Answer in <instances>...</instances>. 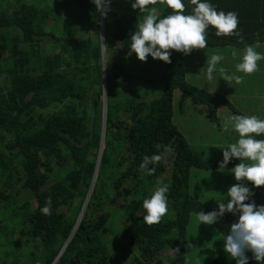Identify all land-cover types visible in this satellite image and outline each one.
Listing matches in <instances>:
<instances>
[{
    "label": "trees",
    "instance_id": "trees-1",
    "mask_svg": "<svg viewBox=\"0 0 264 264\" xmlns=\"http://www.w3.org/2000/svg\"><path fill=\"white\" fill-rule=\"evenodd\" d=\"M183 2L190 13V0ZM210 2L218 11L238 13L244 43L217 37L210 27L205 49L264 42V0ZM131 3L111 0L102 40L92 0H0V236L23 252L10 261L5 252L0 264H52L60 252L55 264H187V228L196 213L216 208L192 197L190 169H225L193 154L173 123L174 93L208 105L215 121L219 107L246 114L188 83L182 53L170 50L168 64L129 56L130 36L143 19ZM154 6L161 16L172 12L160 0ZM101 138L97 176L78 220ZM152 155L161 160L149 165L155 171L148 174L140 164ZM235 165L231 161L227 169ZM155 185L168 186V212L147 225L143 201ZM23 191L31 197L20 198ZM49 197L52 214L45 216L40 209ZM252 200L262 205L259 194ZM237 219L225 214L213 225L224 238Z\"/></svg>",
    "mask_w": 264,
    "mask_h": 264
},
{
    "label": "clouds",
    "instance_id": "clouds-1",
    "mask_svg": "<svg viewBox=\"0 0 264 264\" xmlns=\"http://www.w3.org/2000/svg\"><path fill=\"white\" fill-rule=\"evenodd\" d=\"M157 2L158 0H132L131 3V8L134 11L138 9L143 19L130 36L129 56L134 53L141 62H146L148 57H151L168 64L171 63L170 50L187 56L193 50L205 49L206 34L210 27L215 29L217 37L235 36L239 38L238 43H244L243 35L238 29L239 16L235 11H218L210 0H190L193 7L191 12L186 14L183 0H160V3L172 10L171 14L161 16L158 7L154 6ZM92 3L97 12L106 18L111 10V0H92ZM256 47L245 45L241 62L236 65L237 72L251 74L258 70L257 62L264 59V54L258 52ZM225 52L220 47L218 55L207 58L206 72L209 80L213 78L216 65L223 59L222 54ZM226 80L239 84L242 83L243 77L231 74ZM229 127L238 134V139L222 150V160L218 168L227 169L233 159L239 160V163L229 170L237 183L228 188L226 195H221V200L216 201L213 211H199L196 215L201 224L208 226L218 222L225 214L238 216L223 238V251L235 264H249L247 253L252 254L251 258L257 264H264V205H257L252 200L255 195L252 188L264 186V139L257 138L264 135V119L256 115L232 114L222 130L228 131ZM160 160V155L144 156L140 168L152 174L155 168H149V165H154ZM248 182L251 183V188L247 186ZM168 190L167 185L156 186L150 198L144 199L145 224H158L166 215ZM40 212L45 216L52 214L51 197L45 200ZM188 246L191 247L190 244ZM174 251L178 252L175 249ZM165 254L166 251H162L159 258L164 259Z\"/></svg>",
    "mask_w": 264,
    "mask_h": 264
},
{
    "label": "rangeland",
    "instance_id": "rangeland-1",
    "mask_svg": "<svg viewBox=\"0 0 264 264\" xmlns=\"http://www.w3.org/2000/svg\"><path fill=\"white\" fill-rule=\"evenodd\" d=\"M80 29L85 33H90L89 30ZM253 45L257 46L256 50L258 52L264 54V42ZM222 50L226 52L222 54L223 59L216 65L211 80L207 78L206 62L207 58H210L212 55H218L217 48L196 49L190 55H184L186 81L209 93L225 97L241 113L256 115L263 119L264 59L257 62V71L245 74L236 71V65L241 62L243 49L226 47L222 48ZM231 74L242 76V83L237 84L235 81L226 80V77ZM102 84H105V80L104 82L102 81ZM173 108L174 125L186 138L193 154L203 162L221 161L222 150L238 139V134L232 131L230 127L228 131L222 130L228 117L234 114L232 110L226 107L218 108L216 114L218 117L217 121H215L211 119L208 105L197 104L191 99L190 95L176 91L173 98ZM232 161L236 164L239 163V160L236 159ZM230 169L206 171L194 167L191 168V177H193V181L195 182L194 189L190 183L192 197L199 201H202L203 197V201L210 202L216 206L217 200L215 199L220 200L221 195H226L228 188L237 183L234 176L229 172ZM247 186L252 187L250 182L247 183ZM252 191L260 195L259 200L264 205V186L252 188ZM153 192L154 190L152 189L150 195ZM30 197V193L23 191L20 198L29 199ZM6 222L9 223V219ZM8 230H10V226ZM186 238L187 264H235V261L223 251V237L214 225H203L197 220L191 227L187 228ZM9 241L14 242L10 238L6 239L4 236H0V243L6 245V247L0 248V256L4 259L6 257L5 252H7L9 254L7 259L10 261V257L15 258L16 254L23 252L15 250V243H12L10 246L7 245ZM120 241L121 243L125 242L122 238ZM189 244L191 247L188 246ZM10 251L12 253H9ZM166 251L169 252V250ZM247 254L251 256V253Z\"/></svg>",
    "mask_w": 264,
    "mask_h": 264
},
{
    "label": "water",
    "instance_id": "water-1",
    "mask_svg": "<svg viewBox=\"0 0 264 264\" xmlns=\"http://www.w3.org/2000/svg\"><path fill=\"white\" fill-rule=\"evenodd\" d=\"M102 32H103V17L100 14V37H101V39L103 38ZM102 46H103V44H102ZM103 48H104V46H103ZM104 80H105V77H103V82H104ZM103 98H104V101H103V126H102V134L104 132L105 112H106V104H105V99H106V97H105V84L103 85ZM102 138H103V136H102ZM102 138L100 139V143H99L100 148H99V152H98V159H97V162H96V167H95L94 175H93V178H92V181H91V184H90L88 193H87V197L85 199V203H84L83 208H82V212H81L78 220L80 219V217H81V215H82V213L84 211V208H85V206H86V204L88 202L89 194H90V192L92 190L93 184H94L95 179H96V176H97V171H98L99 161H100V157H101V152H102V150L104 148V140ZM65 246L62 248V250L65 248ZM59 255H58V257L55 258V260L53 261L52 264H55L57 262V260L59 258Z\"/></svg>",
    "mask_w": 264,
    "mask_h": 264
},
{
    "label": "bare ground",
    "instance_id": "bare-ground-1",
    "mask_svg": "<svg viewBox=\"0 0 264 264\" xmlns=\"http://www.w3.org/2000/svg\"><path fill=\"white\" fill-rule=\"evenodd\" d=\"M91 194V193H90Z\"/></svg>",
    "mask_w": 264,
    "mask_h": 264
}]
</instances>
